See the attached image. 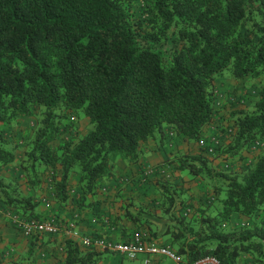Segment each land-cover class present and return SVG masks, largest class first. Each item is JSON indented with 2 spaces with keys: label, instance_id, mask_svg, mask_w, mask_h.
I'll return each instance as SVG.
<instances>
[{
  "label": "trees",
  "instance_id": "16d2710c",
  "mask_svg": "<svg viewBox=\"0 0 264 264\" xmlns=\"http://www.w3.org/2000/svg\"><path fill=\"white\" fill-rule=\"evenodd\" d=\"M167 41L168 59L150 48ZM227 75L258 81L251 110L232 113L214 153L189 151L171 161L191 177L212 181L217 212L192 217L195 229L186 201L163 185L161 214L135 206L124 216L146 224L152 240L169 236L187 262L209 255L237 264L251 254L262 264L264 154L241 174L212 163L243 159L253 145L264 146V0H0V169L16 159L5 146L6 126L38 117L20 161L28 184L42 183L37 164L51 170L54 181L60 172L54 201L65 203L75 173L85 199L100 180L113 178L117 160L137 164L141 145L157 136L202 139L215 113L213 83ZM79 111L91 125L83 136L74 128ZM62 134L69 137L56 143ZM0 195L5 208L39 219L37 203L1 177ZM178 205L184 210L176 215ZM235 216L247 223L232 224ZM41 237L27 238L25 259ZM102 254L66 240L55 264H98Z\"/></svg>",
  "mask_w": 264,
  "mask_h": 264
},
{
  "label": "crops",
  "instance_id": "0c3cea01",
  "mask_svg": "<svg viewBox=\"0 0 264 264\" xmlns=\"http://www.w3.org/2000/svg\"><path fill=\"white\" fill-rule=\"evenodd\" d=\"M24 120H18V122ZM209 127L210 125L203 130L204 139L212 136V134L204 135V131L209 129ZM216 134L219 137L220 134ZM168 141L167 138H156L148 143L142 144V147H140V158L137 164H126L120 159L117 160L113 169V178L110 180H100L95 188V193L93 195H87L85 199L82 197L78 176L73 173L69 176L66 202L59 203L54 201L50 206H46L45 201L50 200V195L54 190V183H51L52 179L50 173L52 172L44 170L43 168L41 175V190L35 192L31 188H27L26 191L28 196L30 195L33 201L37 203L35 213L39 217L38 220H50L60 227L69 222L76 221V227L81 236L97 235L114 242H123L136 231L147 233L151 238L146 224L129 222L124 215L126 208L135 211V206L144 203L141 193L145 192L144 188H146V186L140 181V179L143 178L141 172L145 166H151L154 170L155 165L161 164L163 161L162 150L172 147L169 145L171 142L168 143ZM184 142V149L186 153H188V147L193 143H188L185 140ZM193 145L194 146L191 147L192 149H189L190 152L198 153L201 151L197 147V142ZM243 155L246 154L244 153ZM19 161L20 159L16 157L15 162L3 167V169L1 168L0 172L3 170L4 173V171L13 167H15L17 171L16 167H18L17 164ZM3 173H0V177L3 176ZM59 179L60 172H57L56 181ZM198 201L199 199L194 202L189 201L188 204H193V206L198 207ZM179 205L176 208V215H178L179 210L182 208ZM2 206L5 208L4 205ZM146 208L147 207H145V209ZM147 210L150 211L149 208H147ZM181 210V212H183L184 209ZM189 212L188 209V214ZM150 213H152V215L154 214L153 211H150ZM231 221L232 224L234 223L235 225L237 222H246L245 218L240 216L233 217ZM152 228L158 229L159 224L153 221ZM66 240L67 239L62 233L52 236L45 235L39 240L38 250L32 256L35 260L33 259V261L31 259L32 257L25 259L27 258V250L29 249V240L15 228L9 219L0 215V264H14L12 263L13 261L17 262L16 264H46V262H50L48 264H55L56 261L62 258V249ZM152 241L159 246L168 247L174 252L176 251V245L171 243L169 236L158 237L157 240ZM80 249L83 252H87V249L82 246H80ZM37 257L41 259L38 260ZM125 260L126 259L119 255H103L98 264H121V262H125ZM144 262L145 258L141 257L131 264H144ZM146 264L175 263L169 259L150 256ZM237 264L256 263L251 254H242L237 259ZM262 264H264V262Z\"/></svg>",
  "mask_w": 264,
  "mask_h": 264
},
{
  "label": "rangeland",
  "instance_id": "374dc122",
  "mask_svg": "<svg viewBox=\"0 0 264 264\" xmlns=\"http://www.w3.org/2000/svg\"><path fill=\"white\" fill-rule=\"evenodd\" d=\"M134 15L133 18H137L139 16L138 8L135 6L133 8ZM171 37V34L169 35ZM142 46L147 47L143 42H141ZM150 48L157 50L164 59H168L169 57V49H170V43L167 41L166 43L160 45V46H150ZM258 87V81L245 78L242 80H235L231 78L230 76H224L221 78H218L213 83V93L215 97L214 101V118L212 120V123L209 127V129H206L204 131V135L206 134H212L210 137L217 136L216 133L220 134L219 137L216 138L218 140L226 139L227 131L229 128H231L232 125V113L234 111H250L252 108V103L254 102V98L256 95ZM75 119L74 128L76 129V133H78L79 136L85 135L91 128L90 123L83 117L82 112L77 113V117L73 116ZM36 118H30L26 119L24 121H14L9 126H6L5 128V135H6V142L5 145L6 148L12 150L20 161L24 160V153L28 148L27 143L33 138L34 131H35V125H36ZM226 127L225 130H221V128ZM222 134V139H221ZM69 136L66 134H62L59 136L58 140L60 139H66ZM157 139L159 137L157 136ZM168 143L171 145V148H166V150H162L163 152V161L159 165H155V169L152 173V175L148 177H143L140 179L142 183L146 186L144 188L145 192L141 193V196L143 195V202L139 206L147 207L150 209V211H153L154 214H161L162 210L164 208L163 202L164 199L161 195V192H164V186L169 192H175L177 194H180L181 198L186 201L188 204L189 201H195L199 199L198 207L188 204L189 207V216L187 218L192 219L189 224L193 226L195 229L198 228L197 223L194 221V217L198 216L199 214H215L219 208V204H217L214 200V193H213V185L212 181L201 178V177H191L190 175L186 174L185 172H182L177 169V165L172 163V159H174L176 156L183 155L186 153L184 147V140L181 138H172L169 139ZM171 140V141H170ZM194 144V143H193ZM189 145L187 152H189V149H192L194 145ZM164 147V146H163ZM245 154L243 156V159L235 158L233 160H230L231 162L228 163L229 170L227 173L237 172L241 174L246 169H248V165L254 164L255 159H257L259 156L264 154V146H260L256 149V151H252L247 153L245 151ZM20 161L18 162L17 171L15 170V167L10 168L6 171L3 170L0 173H3V176L1 177L3 182L7 185H10L11 187H16L18 190V193L21 196L24 197H31L28 196V193H26L27 188H31L35 192L41 190V185L39 188H32L28 182L27 177L25 175V172L21 168ZM126 164H129L125 162ZM224 161L220 158H214L212 166L221 171L223 170ZM3 169V168H2ZM37 172L40 175H42L43 166H39L37 164ZM1 171V169H0ZM51 171V170H50ZM230 171V172H229ZM59 174V173H58ZM55 179H56V172H55ZM51 180V179H50ZM53 179L51 180V183H53ZM56 181V180H55ZM54 181V182H55ZM132 182V181H131ZM130 183V182H129ZM128 183V184H129ZM164 185V186H163ZM33 200V198L31 197ZM49 201V200H48ZM56 201V200H55ZM204 201V202H202ZM54 202L53 200H50L48 205L50 206L51 203ZM0 205H3V199L0 195ZM182 211V210H181ZM180 212V211H179ZM1 215V214H0ZM4 217L3 215H1ZM193 217V218H192ZM243 223V222H242ZM237 224H239L237 222ZM103 255H112L109 253H103ZM102 255V256H103ZM35 260L34 257H32V260ZM40 260L41 258H38ZM33 260V261H34ZM12 261V260H11ZM45 261V260H44ZM16 264L17 262H12ZM50 262H46L48 264ZM123 264H131L132 261L125 260V262H121ZM41 264V263H40Z\"/></svg>",
  "mask_w": 264,
  "mask_h": 264
},
{
  "label": "built area",
  "instance_id": "2783aa9c",
  "mask_svg": "<svg viewBox=\"0 0 264 264\" xmlns=\"http://www.w3.org/2000/svg\"><path fill=\"white\" fill-rule=\"evenodd\" d=\"M169 135L172 136L173 134L170 133ZM197 145L200 150L204 149L207 153L211 154L214 153L215 147L219 145V140L216 137H209L208 140L202 138L197 142ZM257 148L258 146L256 144L253 145L251 149L252 151H256ZM228 163L229 162L223 164V169H229ZM153 171V167L145 166L141 174L143 177H148ZM50 176L52 177L53 174L50 173ZM53 199L54 193L52 191L50 200ZM49 201H45L46 206H49ZM0 214L9 219L15 228L26 238L45 235L52 236L62 233L67 240H73L87 250L119 255L130 261H136L144 257V264L148 262V257L150 256L169 259L175 264H220L216 258L209 255L203 256L193 262H187L176 255L172 249L157 245L151 240L149 235L144 232L136 231L127 240L123 242H114L97 235L81 236L76 227V221L69 222L60 227L50 220H37L17 215L13 211L3 208L2 205H0ZM186 214H188V211L185 215Z\"/></svg>",
  "mask_w": 264,
  "mask_h": 264
},
{
  "label": "clouds",
  "instance_id": "9594fccd",
  "mask_svg": "<svg viewBox=\"0 0 264 264\" xmlns=\"http://www.w3.org/2000/svg\"><path fill=\"white\" fill-rule=\"evenodd\" d=\"M97 252H99V251H97ZM102 253H104V252H102ZM112 255H114V254H112Z\"/></svg>",
  "mask_w": 264,
  "mask_h": 264
}]
</instances>
